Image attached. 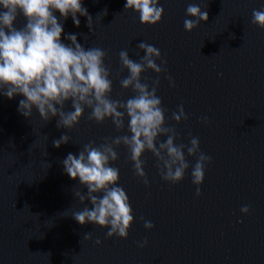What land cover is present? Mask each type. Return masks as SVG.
<instances>
[{
    "label": "water",
    "instance_id": "95a60500",
    "mask_svg": "<svg viewBox=\"0 0 264 264\" xmlns=\"http://www.w3.org/2000/svg\"><path fill=\"white\" fill-rule=\"evenodd\" d=\"M125 3L84 0L95 35L80 16L79 28L71 17L61 21L64 34H76L85 47L105 49L113 74L121 50L134 61L144 54L137 49L141 41L160 50L166 74L175 82L170 87L164 74L159 77L158 95L169 123L185 143L189 136L198 137L201 150L212 157L201 195L196 196L190 171L178 185L164 183L150 153L144 157L145 187L121 148L114 166L120 169L119 186L129 197L134 223L126 240L107 239V229L72 219L83 208L73 195L79 180L65 174L61 161L90 141L99 144L118 135L111 121L97 125L85 112L79 126L67 132L57 129L55 119L45 125L35 111L31 119L23 117L18 112L22 96L0 95V264H264V30L251 24L252 10L264 0H161L164 15L154 27L125 12ZM189 4L208 13V21L190 34L184 29ZM104 9L101 21L103 14H97ZM24 23L20 17L16 26ZM146 79L156 74L146 72ZM131 95L113 80L112 99ZM181 104L188 120L176 125L171 113ZM63 134L71 142L57 149L52 142ZM245 205L250 212L242 215ZM144 220L154 225L151 231ZM84 233L92 239L84 240ZM96 239L102 243L96 245ZM145 239L147 246L139 247Z\"/></svg>",
    "mask_w": 264,
    "mask_h": 264
},
{
    "label": "clouds",
    "instance_id": "9594fccd",
    "mask_svg": "<svg viewBox=\"0 0 264 264\" xmlns=\"http://www.w3.org/2000/svg\"><path fill=\"white\" fill-rule=\"evenodd\" d=\"M83 5L84 0H0V95L9 100L22 96L18 112L23 117L31 119L35 111L45 125L55 119L57 129L67 132L79 126L85 112L88 121L97 125L111 121L118 135L104 137L99 144H84L78 154L68 153L61 164L66 175L73 181L79 180L73 195L83 208L74 211L72 219L81 226L92 224L107 229V239L126 240L134 216L129 197L119 186L120 169L114 166L121 148L126 150L134 175L145 187L149 186V179L144 157L150 153L160 179L166 184H180L190 171L197 197L201 195L212 157L201 150L198 137L189 136L185 143L169 123L158 95L159 77L164 74L170 87H175V82L167 76V61L157 47L141 41L137 49L144 54L137 61L129 57L127 50H121L120 67L113 74L110 63L106 64L109 53L105 49L85 47L76 34H64L61 21L71 17L79 28L80 16L86 18L89 32L95 35L94 19ZM124 9L137 14L143 26L158 25L164 15L161 0H126ZM101 14L102 21L107 9L97 16ZM20 17L25 23L17 27ZM186 17L189 18L184 20V29L189 34L201 22L208 21L207 11L198 4L187 6ZM251 24L264 30V6L252 10ZM62 36L69 43H64ZM83 39L87 43L86 35ZM125 71L127 76L120 78ZM149 71L156 74V79L142 81ZM114 79H119L124 91L132 92L126 100L111 98ZM170 119L176 125L188 120L183 104L171 113ZM208 122L207 117L202 118V123ZM69 142L70 136L63 134L52 143L59 149ZM190 158L194 164H190ZM240 211L247 215L250 208L245 205ZM143 223L148 231L154 227L151 221ZM83 239L91 240V233H84ZM94 243L100 245L102 241L96 239ZM147 244L145 239L138 246L143 248Z\"/></svg>",
    "mask_w": 264,
    "mask_h": 264
}]
</instances>
